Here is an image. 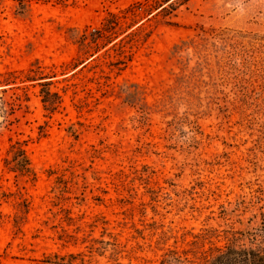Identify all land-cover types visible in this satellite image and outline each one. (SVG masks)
I'll use <instances>...</instances> for the list:
<instances>
[{
    "label": "rangeland",
    "instance_id": "obj_1",
    "mask_svg": "<svg viewBox=\"0 0 264 264\" xmlns=\"http://www.w3.org/2000/svg\"><path fill=\"white\" fill-rule=\"evenodd\" d=\"M260 212L264 0H0V264H203Z\"/></svg>",
    "mask_w": 264,
    "mask_h": 264
},
{
    "label": "trees",
    "instance_id": "obj_2",
    "mask_svg": "<svg viewBox=\"0 0 264 264\" xmlns=\"http://www.w3.org/2000/svg\"><path fill=\"white\" fill-rule=\"evenodd\" d=\"M47 85L46 83L41 84ZM44 98L51 95L48 90L43 91ZM52 104L54 101L43 99ZM15 165L22 171H29L28 160L22 151L14 159ZM260 220L249 229L233 231L223 245H214L202 256L203 264H264V213H259ZM186 253L181 257L172 252L163 258L161 264H191Z\"/></svg>",
    "mask_w": 264,
    "mask_h": 264
}]
</instances>
